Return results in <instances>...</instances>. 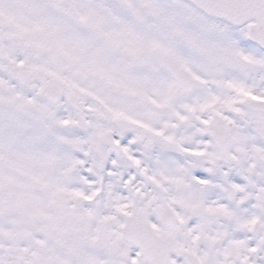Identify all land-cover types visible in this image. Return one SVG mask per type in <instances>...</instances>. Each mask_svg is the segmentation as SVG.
Returning a JSON list of instances; mask_svg holds the SVG:
<instances>
[{"label":"snow or ice","instance_id":"obj_1","mask_svg":"<svg viewBox=\"0 0 264 264\" xmlns=\"http://www.w3.org/2000/svg\"><path fill=\"white\" fill-rule=\"evenodd\" d=\"M0 264H264V0H0Z\"/></svg>","mask_w":264,"mask_h":264}]
</instances>
